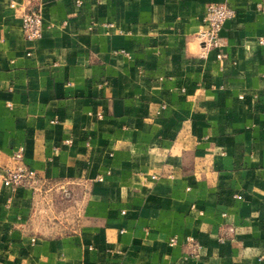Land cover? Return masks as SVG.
Masks as SVG:
<instances>
[{"label":"crops","instance_id":"crops-1","mask_svg":"<svg viewBox=\"0 0 264 264\" xmlns=\"http://www.w3.org/2000/svg\"><path fill=\"white\" fill-rule=\"evenodd\" d=\"M262 39L264 0H0V264H264Z\"/></svg>","mask_w":264,"mask_h":264},{"label":"built area","instance_id":"built-area-1","mask_svg":"<svg viewBox=\"0 0 264 264\" xmlns=\"http://www.w3.org/2000/svg\"><path fill=\"white\" fill-rule=\"evenodd\" d=\"M235 15V10L226 3H210L205 14V27L200 31L199 35L203 43L208 48H221L222 41L220 32L225 22ZM23 29L26 39L30 43H36L43 37L44 20L43 15L38 10L25 11L22 14ZM264 42V39L261 40ZM217 57L222 59L225 54L219 51ZM71 142V140H67ZM24 146H21L14 154V157L20 162L14 169L9 170L4 177V183L7 186H21L33 184L36 180L37 173L34 169L29 168L23 163ZM226 215V214H224ZM177 243V238L170 240L171 245Z\"/></svg>","mask_w":264,"mask_h":264}]
</instances>
